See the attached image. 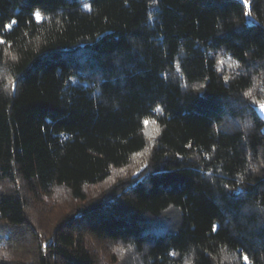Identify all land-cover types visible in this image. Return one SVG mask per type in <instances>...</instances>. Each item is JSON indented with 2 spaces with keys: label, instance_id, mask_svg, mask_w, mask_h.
I'll return each instance as SVG.
<instances>
[{
  "label": "trees",
  "instance_id": "16d2710c",
  "mask_svg": "<svg viewBox=\"0 0 264 264\" xmlns=\"http://www.w3.org/2000/svg\"><path fill=\"white\" fill-rule=\"evenodd\" d=\"M0 41V264H264V0H0Z\"/></svg>",
  "mask_w": 264,
  "mask_h": 264
},
{
  "label": "rangeland",
  "instance_id": "374dc122",
  "mask_svg": "<svg viewBox=\"0 0 264 264\" xmlns=\"http://www.w3.org/2000/svg\"><path fill=\"white\" fill-rule=\"evenodd\" d=\"M264 104V101L259 102L256 104V109L259 112V114L264 118V108L261 107V105ZM151 131V130H150ZM117 171H114L113 173H116ZM127 176H123L122 178H126ZM102 187V186H101ZM100 187V188H101ZM59 195V194H57ZM54 195L53 199H55L54 202H49L47 206H44L43 204H39L37 202H33L30 205V219L33 222V224L37 226H42L45 229H49L52 227V224L55 222L52 220V214H54L57 211L63 210H72V208L76 207L78 203L76 201H71L69 199H66L67 196L61 194L62 198L59 199V196ZM55 224V223H54ZM109 262L111 264L115 263V260H112L111 257H109Z\"/></svg>",
  "mask_w": 264,
  "mask_h": 264
},
{
  "label": "snow or ice",
  "instance_id": "6c2138e0",
  "mask_svg": "<svg viewBox=\"0 0 264 264\" xmlns=\"http://www.w3.org/2000/svg\"><path fill=\"white\" fill-rule=\"evenodd\" d=\"M243 3L245 5H247L248 4V0H243ZM37 18H39V17H37ZM0 42H2V41H0ZM261 107L264 108V104H262ZM244 260L246 261V264H247V256L244 257Z\"/></svg>",
  "mask_w": 264,
  "mask_h": 264
}]
</instances>
